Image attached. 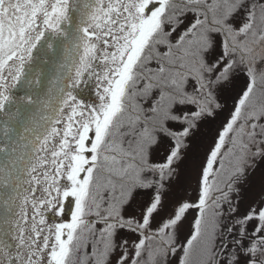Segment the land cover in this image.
<instances>
[{
    "label": "snow or ice",
    "instance_id": "snow-or-ice-1",
    "mask_svg": "<svg viewBox=\"0 0 264 264\" xmlns=\"http://www.w3.org/2000/svg\"><path fill=\"white\" fill-rule=\"evenodd\" d=\"M0 264H264V0H0Z\"/></svg>",
    "mask_w": 264,
    "mask_h": 264
}]
</instances>
